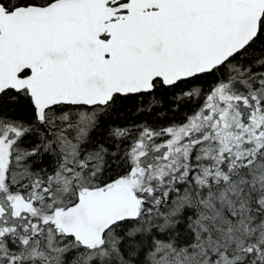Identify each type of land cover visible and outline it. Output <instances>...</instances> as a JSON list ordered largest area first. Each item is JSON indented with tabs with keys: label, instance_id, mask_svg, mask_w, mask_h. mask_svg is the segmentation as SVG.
Wrapping results in <instances>:
<instances>
[{
	"label": "snow or ice",
	"instance_id": "obj_1",
	"mask_svg": "<svg viewBox=\"0 0 264 264\" xmlns=\"http://www.w3.org/2000/svg\"><path fill=\"white\" fill-rule=\"evenodd\" d=\"M0 264H264V0H0Z\"/></svg>",
	"mask_w": 264,
	"mask_h": 264
}]
</instances>
